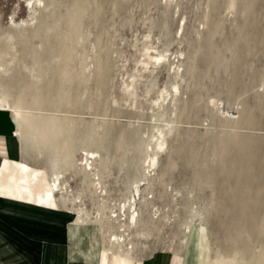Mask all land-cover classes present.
Instances as JSON below:
<instances>
[{
    "label": "rangeland",
    "instance_id": "1",
    "mask_svg": "<svg viewBox=\"0 0 264 264\" xmlns=\"http://www.w3.org/2000/svg\"><path fill=\"white\" fill-rule=\"evenodd\" d=\"M0 93L105 246L264 264V0H0Z\"/></svg>",
    "mask_w": 264,
    "mask_h": 264
},
{
    "label": "crops",
    "instance_id": "2",
    "mask_svg": "<svg viewBox=\"0 0 264 264\" xmlns=\"http://www.w3.org/2000/svg\"><path fill=\"white\" fill-rule=\"evenodd\" d=\"M52 183L13 113L0 109V264H175L168 252L141 258L105 246L101 227H79L65 190Z\"/></svg>",
    "mask_w": 264,
    "mask_h": 264
},
{
    "label": "bare ground",
    "instance_id": "3",
    "mask_svg": "<svg viewBox=\"0 0 264 264\" xmlns=\"http://www.w3.org/2000/svg\"><path fill=\"white\" fill-rule=\"evenodd\" d=\"M16 107L17 106L14 105V103L11 101V98L8 95L0 93V109L12 111L14 113V116H15L14 118L17 122H18V120H20V121H26V123H28L29 119L26 118V114H28V112L24 113L25 110L23 112H20V110H18ZM20 127H22V126H20ZM160 146H161V144H160ZM84 155L85 156L82 158V160L85 161V169L88 172L92 171L94 178H93V180L91 178V180L93 181V185L95 186L96 189H100V191L103 193L104 188H102L98 171L96 172V169L98 166L96 167V165H95V161L98 158V156H97L98 154H96V152H94V151H85ZM155 160L156 159L153 160V165H155ZM56 165H57V163H56ZM63 174L64 173L60 172V171L59 172L55 171L53 173L52 189L54 188L55 190H60V188H61L60 184H61ZM137 195H139V198H140V185L139 184L134 185V194H133L132 198H130L128 200V203H124L123 205H121V211L123 210L124 211L123 214L125 216H128V219H129L128 222L132 225H135L138 221L139 213L137 211ZM126 211L128 212V215H126ZM111 216H113L117 219L118 218L120 219V217H118V214H114ZM123 219H125V218H123ZM120 221H122V220H120ZM79 227L86 228V229L88 228L85 225H79ZM125 231H127V230H125ZM112 236H114V238H113L114 240L118 241L117 243L124 244L125 238L122 235L121 236L112 235ZM111 239H112V237H111ZM99 246H101V243H99ZM105 259H108V258H105ZM176 264H212L209 262L208 249L206 247V237H205L204 232L201 231V227L196 226L194 228H191L190 236L187 240L186 252H185V255L183 256V263L179 260Z\"/></svg>",
    "mask_w": 264,
    "mask_h": 264
}]
</instances>
